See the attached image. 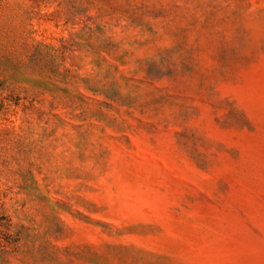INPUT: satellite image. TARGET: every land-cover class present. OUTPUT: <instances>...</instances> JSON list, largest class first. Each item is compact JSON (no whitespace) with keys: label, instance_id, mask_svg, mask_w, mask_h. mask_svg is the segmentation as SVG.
Returning a JSON list of instances; mask_svg holds the SVG:
<instances>
[{"label":"rangeland","instance_id":"1","mask_svg":"<svg viewBox=\"0 0 264 264\" xmlns=\"http://www.w3.org/2000/svg\"><path fill=\"white\" fill-rule=\"evenodd\" d=\"M0 264H264V0H0Z\"/></svg>","mask_w":264,"mask_h":264}]
</instances>
